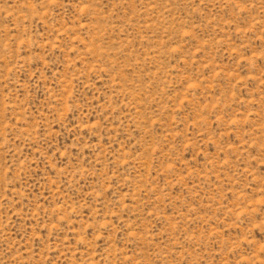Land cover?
I'll return each instance as SVG.
<instances>
[{"label":"rangeland","instance_id":"rangeland-1","mask_svg":"<svg viewBox=\"0 0 264 264\" xmlns=\"http://www.w3.org/2000/svg\"><path fill=\"white\" fill-rule=\"evenodd\" d=\"M0 264H264V0H0Z\"/></svg>","mask_w":264,"mask_h":264}]
</instances>
